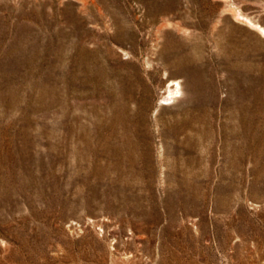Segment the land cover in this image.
<instances>
[{"label": "rangeland", "instance_id": "1", "mask_svg": "<svg viewBox=\"0 0 264 264\" xmlns=\"http://www.w3.org/2000/svg\"><path fill=\"white\" fill-rule=\"evenodd\" d=\"M258 27L264 0H0V264H264Z\"/></svg>", "mask_w": 264, "mask_h": 264}, {"label": "bare ground", "instance_id": "2", "mask_svg": "<svg viewBox=\"0 0 264 264\" xmlns=\"http://www.w3.org/2000/svg\"><path fill=\"white\" fill-rule=\"evenodd\" d=\"M258 29L262 34H264L263 28L258 27ZM171 87H173V88L169 89L167 99H171L172 97H174L176 94H178L180 92V86H179L178 82L171 84Z\"/></svg>", "mask_w": 264, "mask_h": 264}]
</instances>
